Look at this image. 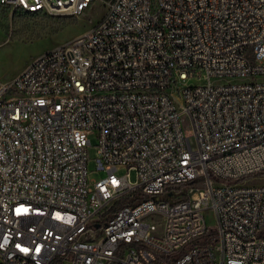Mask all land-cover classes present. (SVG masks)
Here are the masks:
<instances>
[{"label": "built area", "instance_id": "built-area-1", "mask_svg": "<svg viewBox=\"0 0 264 264\" xmlns=\"http://www.w3.org/2000/svg\"><path fill=\"white\" fill-rule=\"evenodd\" d=\"M95 5L0 78V264H264V0H0Z\"/></svg>", "mask_w": 264, "mask_h": 264}, {"label": "rangeland", "instance_id": "rangeland-1", "mask_svg": "<svg viewBox=\"0 0 264 264\" xmlns=\"http://www.w3.org/2000/svg\"><path fill=\"white\" fill-rule=\"evenodd\" d=\"M104 8L100 5L92 6L80 15L70 14H29L13 11L0 6V78L3 82L11 81L22 72L32 61L46 51L74 40L88 31L102 16ZM190 84L200 82L192 79ZM184 131L192 135L190 119L183 115ZM91 145L89 152V170L91 177H98L95 159L97 156V136H89ZM195 143V138H192ZM264 175V174H263ZM132 180H136V173L132 172ZM252 183H264L262 178H250ZM209 227L216 225L213 210L205 212Z\"/></svg>", "mask_w": 264, "mask_h": 264}, {"label": "trees", "instance_id": "trees-1", "mask_svg": "<svg viewBox=\"0 0 264 264\" xmlns=\"http://www.w3.org/2000/svg\"><path fill=\"white\" fill-rule=\"evenodd\" d=\"M179 187H180V185H178V186L176 185V186H173L172 188H179Z\"/></svg>", "mask_w": 264, "mask_h": 264}]
</instances>
